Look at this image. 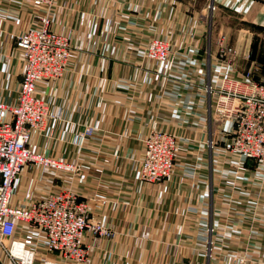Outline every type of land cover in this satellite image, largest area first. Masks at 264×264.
I'll return each instance as SVG.
<instances>
[{
	"label": "crops",
	"instance_id": "crops-1",
	"mask_svg": "<svg viewBox=\"0 0 264 264\" xmlns=\"http://www.w3.org/2000/svg\"><path fill=\"white\" fill-rule=\"evenodd\" d=\"M210 2L213 11L206 0H55L50 30L68 38L69 62L62 79L36 84L59 115L30 134L29 149L79 170L25 166L10 205L60 190L87 201L114 237L86 235L91 252L80 264H264V162L231 152L232 124L213 114L223 80L255 71L264 82V0ZM46 12L32 0H0L6 106L16 104L24 69L16 35L40 29ZM221 35L236 57H219ZM152 39L168 42L166 62L144 57ZM84 128L92 135L74 144ZM151 130L176 140L172 171L155 184L140 178ZM10 240L32 250L34 264H78L49 252L36 227L15 223ZM0 264H13L1 250Z\"/></svg>",
	"mask_w": 264,
	"mask_h": 264
},
{
	"label": "built area",
	"instance_id": "built-area-1",
	"mask_svg": "<svg viewBox=\"0 0 264 264\" xmlns=\"http://www.w3.org/2000/svg\"><path fill=\"white\" fill-rule=\"evenodd\" d=\"M32 1L44 6L47 12L41 18L40 29L16 35L15 44L24 61L18 96L13 106L0 103V111L10 116V120L0 121V250L13 264H34V252L23 243L10 240L15 223H23L45 233L49 252L85 263L90 252L86 235L105 240L114 237L111 229L89 217L87 201L71 191L60 190L43 200L31 201L24 208L10 205L13 184L25 166L44 165L74 174L79 170L78 166L44 158L29 149L30 134L40 131L48 120L59 115V112L52 114L48 103L35 95L36 84L62 79L70 55L68 38L50 30V12L55 0ZM206 1L207 8L213 11L210 0ZM223 40L221 36L217 41L219 57L236 55L234 49L224 46ZM170 56V46L162 39L150 40L144 52L146 59L157 62H166ZM214 95L215 118L227 120L233 127L229 150L242 161L264 162V82L253 81L247 73L242 79L223 80ZM92 133L90 128H84L75 135L73 143L78 144ZM175 149L174 136L151 130L144 140L141 180L155 184L168 178L174 165Z\"/></svg>",
	"mask_w": 264,
	"mask_h": 264
},
{
	"label": "rangeland",
	"instance_id": "rangeland-1",
	"mask_svg": "<svg viewBox=\"0 0 264 264\" xmlns=\"http://www.w3.org/2000/svg\"><path fill=\"white\" fill-rule=\"evenodd\" d=\"M221 36H223V38H224V40L222 41L223 42V44H224V46H227V47H230V48H232V49H234L233 47H231V46H229L228 44H226V41H225V37H224V35H221ZM220 36V37H221ZM219 37V38H220ZM166 44L169 46V44H168V42H166ZM218 44V43H217ZM216 44V45H217ZM233 57H236V55H234V56H230V58H233ZM232 59H228V61H231ZM47 123V122H46ZM46 123L44 124V126L42 127V129L45 127V125H46ZM41 129V130H42ZM74 138H75V136L73 137V139L72 140H74ZM90 252H91V250H90ZM90 252H89V254H90ZM88 257V256H87ZM87 260H88V258H87ZM87 260H86V262H87ZM75 263H78V264H80L79 262H75Z\"/></svg>",
	"mask_w": 264,
	"mask_h": 264
},
{
	"label": "trees",
	"instance_id": "trees-1",
	"mask_svg": "<svg viewBox=\"0 0 264 264\" xmlns=\"http://www.w3.org/2000/svg\"><path fill=\"white\" fill-rule=\"evenodd\" d=\"M257 73L254 71V72H252V73H250V77H251V79L253 80V81H255V82H259V83H261V81H259V79H258V76L256 75Z\"/></svg>",
	"mask_w": 264,
	"mask_h": 264
}]
</instances>
